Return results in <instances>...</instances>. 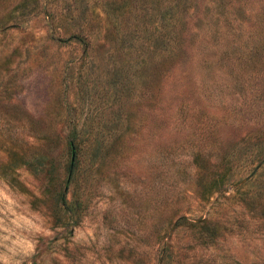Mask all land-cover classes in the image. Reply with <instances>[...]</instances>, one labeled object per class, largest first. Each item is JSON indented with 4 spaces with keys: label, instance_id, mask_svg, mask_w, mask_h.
Wrapping results in <instances>:
<instances>
[{
    "label": "rangeland",
    "instance_id": "rangeland-1",
    "mask_svg": "<svg viewBox=\"0 0 264 264\" xmlns=\"http://www.w3.org/2000/svg\"><path fill=\"white\" fill-rule=\"evenodd\" d=\"M0 264H264V0H0Z\"/></svg>",
    "mask_w": 264,
    "mask_h": 264
},
{
    "label": "trees",
    "instance_id": "trees-1",
    "mask_svg": "<svg viewBox=\"0 0 264 264\" xmlns=\"http://www.w3.org/2000/svg\"><path fill=\"white\" fill-rule=\"evenodd\" d=\"M46 138V136L41 137L42 140H44ZM73 139H75V135L74 133H71L70 136L68 137V148H69V160L68 163L66 164V167L69 168V164H71V169L75 166L78 157V149L76 147V145L73 142ZM73 151V158L71 160V152ZM61 194V193H60ZM58 194V198H57V202L59 204V208L65 212H69L71 213L72 211V200H67V198L64 195H60ZM182 222H188L190 225H196V226H201L203 227L204 224L206 223V220H204L203 218H188L185 217L184 215H180L177 217L174 226L178 225ZM206 227V225H205ZM206 230H210V227H206ZM162 260H164V255H161Z\"/></svg>",
    "mask_w": 264,
    "mask_h": 264
},
{
    "label": "water",
    "instance_id": "water-1",
    "mask_svg": "<svg viewBox=\"0 0 264 264\" xmlns=\"http://www.w3.org/2000/svg\"><path fill=\"white\" fill-rule=\"evenodd\" d=\"M72 158H73V151L71 152V160H72Z\"/></svg>",
    "mask_w": 264,
    "mask_h": 264
}]
</instances>
